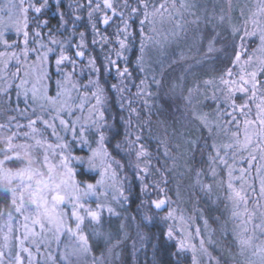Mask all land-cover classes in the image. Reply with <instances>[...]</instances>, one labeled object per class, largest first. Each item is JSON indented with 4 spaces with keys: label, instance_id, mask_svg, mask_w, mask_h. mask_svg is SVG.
Instances as JSON below:
<instances>
[{
    "label": "snow or ice",
    "instance_id": "snow-or-ice-1",
    "mask_svg": "<svg viewBox=\"0 0 264 264\" xmlns=\"http://www.w3.org/2000/svg\"><path fill=\"white\" fill-rule=\"evenodd\" d=\"M208 2L6 0L0 5V116L5 117L0 135L6 137L0 143V264H127L122 245L132 240L135 257L137 245L143 248L149 239L143 228L155 218L148 212L139 221L126 215L128 176H121L124 165L105 146L115 127L106 117L105 74L114 76L110 88L127 112L120 116L123 144L116 147L124 152L142 193H157L140 206H168L161 219L178 221L165 232L176 242L171 253L175 264H186V253L187 264H222V259L206 247L212 237L206 240L200 227L193 228L194 218L172 208L165 193L168 174L184 156L180 145L166 134L158 142L163 163H152L144 133L147 129L151 135L149 101L154 96L172 104L181 101L209 138L222 137L200 147L202 155L207 150L208 165L206 170L189 169L192 187L210 193L213 184L204 180L209 175L220 185L232 223L231 231L228 221L222 226L221 240L228 245L231 236L243 264H264V0L243 5L238 16L233 15L234 0H212L213 9L220 3L218 13H209ZM53 4L59 17L55 31L46 18ZM8 32L14 33L11 40ZM190 34L194 44L188 51L195 47L198 58L168 51ZM189 59L195 63H186ZM208 61L220 62L215 75L187 87V74ZM130 64L142 74L138 83ZM176 66L181 75L170 76ZM201 95L213 102V113L198 110ZM73 142L88 146L87 165L99 170L95 183L78 182L72 165L84 158L73 157ZM190 143L194 154L197 141ZM97 243L102 245L98 256L93 255Z\"/></svg>",
    "mask_w": 264,
    "mask_h": 264
},
{
    "label": "trees",
    "instance_id": "trees-1",
    "mask_svg": "<svg viewBox=\"0 0 264 264\" xmlns=\"http://www.w3.org/2000/svg\"><path fill=\"white\" fill-rule=\"evenodd\" d=\"M207 31H211L210 29H207ZM200 49L203 47L202 45H197ZM195 51V47L193 48ZM101 55V54H99ZM135 60V55L133 53L130 54V61ZM206 66H199L197 69L193 72V77L187 80V87H193L197 80L198 82H201L202 80L206 78H210L211 76L215 75L213 68H219L221 66L219 61H216L213 63V61H208L206 63ZM207 68L205 70L204 68ZM130 69L133 73V79L135 80V83H138L139 80L142 78V74H140L134 67V65L130 64ZM114 81V76L105 74L104 76V84L105 87L108 88V96H109V118L111 120H114V125L116 126V131H113L108 142H107V148L109 149L110 153L113 157L116 159L121 160L127 169V160L124 155V152L121 149H118L116 147L117 142H121L122 138L119 136V130L121 125L120 116L124 115L123 111L120 110V98L119 96L111 90L110 84ZM161 97H163V93L160 94ZM153 102L151 105H153V114H152V125L155 126H162L169 137L171 138V143L174 145V141L176 138H179L184 144L188 146L186 148L187 154H188V160H189V167L192 169L204 167L205 170L207 169L208 165V155L207 150H205V153L202 155L199 151L200 147L203 146L204 141L207 140L208 143H211V139L209 138V135L207 134L206 130L202 128L198 132L197 135H194V138H196L197 145H196V151L193 154L192 148L193 145L185 141L183 136H186L188 134H193L195 131L194 128L192 131L186 132L185 126L182 124L180 126V119L179 114H177V110H175L173 107H175V104H172L171 101H167L166 98H157L156 96L153 97ZM163 106V110L161 113H157V109L161 108ZM173 106V107H172ZM147 114V111L146 113ZM144 114V115H145ZM163 120L164 123L161 124L158 121ZM151 125V135H148L147 129H145L144 138L150 142L149 146L154 149L158 157L156 158L158 162H161L162 159V149L158 147L157 141L153 138L154 136H157L155 132V128ZM200 126V125H198ZM195 127V126H194ZM121 130V129H120ZM201 155V156H200ZM155 160L152 159V163L154 164ZM189 168V169H190ZM189 171V172H188ZM187 173H182L179 175L175 174V171L168 174L171 178V182H168V186L171 187V189L174 187L173 184L180 185L182 191L186 193V189L184 188V184H188L189 188L192 191V194H184L185 198H190L191 200L195 201L196 208H197V218L198 220H201V218H206L208 221V228L211 229V237L212 240L215 241L214 243L210 244V248L212 249L215 256H218L222 259V264H243L240 260V255L238 254L237 250L234 246H231V236H228L226 239L229 241V244L226 245L223 240H221V228L225 225V222L228 221V228L229 231H231L232 223L230 221V215H229V209L226 207L227 203L225 202L224 198V190L220 187L218 183H215L212 181L211 176L204 177V180L206 183H212L214 190H212L210 193H205V196L207 198L203 197V193L194 194V188L192 187L193 179H194V173L190 170H188ZM91 177V176H90ZM179 188V187H178ZM219 188V189H218ZM219 190V195H221V199L217 200L216 195L218 194L216 190ZM197 191V190H196ZM129 193V202H128V209L132 215L137 217V220L139 221L141 216V200L149 198L153 199L155 197L156 192L149 191L150 194L148 195V198H145L143 196V193L141 191V186L137 183H130L128 185ZM163 193H161L162 195ZM184 198V199H185ZM187 207L190 208V201L186 199ZM2 207V206H0ZM152 207V206H151ZM215 211H212V208ZM154 209V208H153ZM154 213L158 212L154 209ZM219 218V219H217ZM146 227L143 228V231L149 234V239L145 242V245L143 248H140L139 244L137 247L139 250L136 252L135 257L131 255V243L132 240H128L125 242L124 245H122V257L125 261H127V264H175L174 257L171 255L172 252L176 250L175 244L176 242L169 240L166 235V228L167 223L162 222L160 217H156L152 222H145ZM130 235L132 238H136V234L134 233V228L130 229ZM218 242V243H217ZM153 244H156V248L153 249ZM218 244L216 247L215 245ZM186 261L189 260L190 256L189 254H185L183 257ZM135 259V262L134 260ZM120 264V262L118 263Z\"/></svg>",
    "mask_w": 264,
    "mask_h": 264
},
{
    "label": "rangeland",
    "instance_id": "rangeland-1",
    "mask_svg": "<svg viewBox=\"0 0 264 264\" xmlns=\"http://www.w3.org/2000/svg\"><path fill=\"white\" fill-rule=\"evenodd\" d=\"M69 2V0H64V3H65V5L67 4ZM223 2V0H220V3H222ZM4 3H6V0H0V5H3ZM220 3H217L216 4V6H215V9H213V3H212V0H209V2H208V10H209V13H213V12H215V13H218L219 12V8H220ZM254 3H255V0H238V3H237V0H234V5H235V7H234V11H233V15L234 16H238L239 15V11H240V7H242L243 5H245V4H247L248 5V7H252L253 5H254ZM30 15H31V13H30ZM46 18L48 19V21H49V28H51L53 31H55L56 29H57V27L59 26V17L57 16V13H56V8H55V5L53 4V6L51 7V8H49L47 11H46ZM5 19H6V17H5ZM83 26V25H82ZM166 28L168 27V26H165ZM211 30V29H210ZM225 35H226V33H224ZM7 36H8V38H9V40H11L12 38H14V33L13 32H8L7 33ZM62 38V37H61ZM194 44V38H193V34H190L189 35V38L187 39V40H184V39H182V40H180L179 42H177V43H173L172 45H171V47L168 49V51L170 52V53H174L176 56H179V54L181 53V51H183V52H185L189 57H195V58H198V53H197V51H195L194 49H192V51H188V49H189V47L190 46H192ZM200 51L201 52H203L204 51V47H202L201 49H200ZM95 55H98L99 56V54H101L100 53V51H99V48H97L96 49V51H95V53H94ZM131 54V53H130ZM130 54H129V56H130ZM154 59L156 58L155 57V55H154V57H153ZM186 63H188V64H194L195 63V60L194 59H189L188 61H186ZM207 64H204V66H206ZM199 67V66H198ZM207 68L208 67H206V68H204L205 70H207ZM197 69V67H195L194 69H193V71L191 72V73H189V74H187V76H186V79L184 80V83H185V85L187 86V80L188 79H190V78H192L193 77V72L195 71ZM131 70V69H130ZM178 75H181V68H180V66H176V68L174 69V71H171L170 72V76H178ZM206 79H208V78H206ZM133 81L135 82V80L133 79ZM116 81H115V79H114V81L112 82V83H115ZM197 83H199L198 82V80H197ZM196 83V84H197ZM195 84V85H196ZM194 85V86H195ZM193 86V87H194ZM132 91L133 92H135L136 91V89H135V87H133L132 88ZM152 91H156V89L153 87V89H152ZM210 94V93H209ZM153 97L150 99V101H149V103L150 104H152V102H153ZM199 99H200V101H201V103H200V105H199V108H198V110L199 111H203V112H208V113H213L214 112V107H215V105L213 104V102L209 99V100H205V98H204V96L203 95H201L200 97H199ZM12 101H13V103H15V96L13 95V97H12ZM94 102V101H93ZM126 103V102H125ZM177 105L179 106V108L177 109ZM141 107H142V105H140ZM20 107L21 108H23L24 107V104H23V102L21 101L20 102ZM105 107H106V109H107V111H106V117H110L109 116V113H110V111H109V96H108V99H107V101H106V105H105ZM173 107V106H172ZM175 110H177L176 112H177V114H179L178 116H179V118L181 117V119H180V126H182V124H184V126H185V131L186 132H191L192 131V129L194 128V132H193V134H188V135H186V136H183L184 137V139H186L185 141H187L188 143H190V141L191 140H195L196 141V138H194V135H197L198 134V132L200 131V130H202V127L201 126H198L199 124L195 121V120H193L192 119V116H191V110H189V109H187L185 106H184V104L181 102V101H176L175 102V107H173ZM120 110L122 111V109L120 108ZM146 109L144 110V112L142 113L143 115L146 113ZM123 113H124V115L126 116L127 115V112H126V110H123ZM13 113H8V115H12ZM147 114H145V116H146ZM5 119V117H3V116H0V122H3V120ZM109 120H110V122H112V123H114V120H111L110 118H109ZM21 123H26V121L25 120H23V119H21ZM58 123V122H57ZM121 125L122 126H120V128H118V132H119V136H121V138H122V141H121V143L123 144V123L121 122ZM153 126V125H152ZM195 126V127H194ZM154 128H155V132H156V134H157V136H154L153 138L157 141V143L159 142V139H162V138H164L165 137V135L167 134V132L165 131V129L161 126H157V125H155V126H153ZM116 129V126L113 128V130H112V132L113 131H116L115 130ZM121 129V130H120ZM206 130V129H205ZM206 132H207V134H208V131L206 130ZM49 134H50V130H49ZM112 134V133H111ZM168 135V134H167ZM209 135V134H208ZM111 136V135H110ZM169 136V135H168ZM53 141L55 140V138L54 137H50ZM222 137H220L219 136V134H217L215 137H212V138H210L211 140V143H212V140L213 139H221ZM67 139L69 140V141H71V134L69 133V134H67ZM145 139V138H144ZM109 140V139H108ZM108 140L106 141V147H107V142H108ZM146 140V139H145ZM170 142H171V140H170ZM146 143H147V147H148V149H149V151L152 153V159H154L155 160V162H154V166L155 167H159L160 166V164L161 163H163V160H164V157H162V159H161V162H158L157 161V157H158V155L155 153L156 151L154 150V149H152L150 146H149V144H150V142H148L147 140H146ZM179 144L180 145V148H179V151L181 152V153H183L184 154V156H183V158L179 161V163H180V166L178 167V168H176L174 171H175V174L176 175H179V176H181L180 174H184V173H187V171L189 170V160H188V154H187V151H186V148H188V146L186 145V144H184L179 138H176V140L174 141V145L175 144ZM191 144V143H190ZM93 146H95V145H93ZM124 147H126V145H124ZM108 149V148H107ZM160 149H162V148H160ZM108 151H109V149H108ZM162 151H163V149H162ZM109 153H110V151H109ZM111 154V153H110ZM173 154H175V152L173 153ZM72 155H73V157H75V156H81V157H83L84 158V160H81V161H73V168L75 169V173H76V178H77V180H78V182H80V183H82V184H87V183H89V182H91V183H95V180L96 179H99V170L98 169H90L89 167H88V165H87V157L88 156H90V152L88 151V146H84V145H80V144H78V143H75V142H73L72 143ZM111 156H112V154H111ZM201 156V155H200ZM113 157V156H112ZM115 160H119V159H116L115 157H113ZM120 161V163L122 164V165H124V168H123V171L121 172V176L123 177L124 175H127L128 176V183H126L125 184V188L128 190V185L130 184V183H137V184H139L140 185V182H139V180H136L135 178H134V174L130 171V169H127L126 168V166H125V164L121 161V160H119ZM189 172V171H188ZM91 176V177H90ZM167 180H168V182H171V178L169 177V175L167 176ZM173 188L171 189V187L170 186H168V183H167V186H166V188H165V193H166V195H167V197L168 198H170V204H171V207L172 208H174V209H178V211L179 212H182L183 213V215L184 216H192L193 218H194V220H195V223L193 224V228H195V227H200L201 229H202V232H203V237L207 240L208 239V237L209 236H211V232L212 231H210L211 229H209L208 228V225H207V227L205 226V224H204V221L205 220H207L206 218H201V220H198V218H197V214H196V212H197V208H196V203H195V201H193V200H191L190 198H185L184 196V194H188V193H190V194H192V191H191V189L189 188V185L188 184H184V188L186 189L185 191H186V193H184L183 191H182V189L180 188L181 186L179 185H176L175 183L173 184ZM179 187V188H178ZM219 189V188H218ZM216 190L217 191V193L219 192V190ZM197 190V191H196ZM212 190H214V188H212ZM149 191H152V190H149ZM198 191H199V193H203V197L204 198H207L206 196H205V192H202V191H200V189L198 188V187H196V188H194V194H197L198 193ZM153 193L155 192V191H152ZM165 193H163L162 195L160 194V196L161 197H163L164 195H165ZM184 193V194H183ZM150 194V192L148 193V195ZM126 195H128L129 196V193L126 191ZM148 195H145L144 193H143V196H145V198H148ZM217 197H216V199L217 200H220L221 199V195H219V193L216 195ZM157 198V193L155 194V197L153 198V199H156ZM185 198V199H184ZM224 198H225V194H224ZM186 199H187V201L189 200L190 202V205H191V207L190 208H188L187 207V202H186ZM143 200H146V199H143ZM128 202H129V199H128V201L127 202H125V204H124V209H126L127 207H128ZM225 202L227 203V205H228V201L225 199ZM228 207V209H230V205H228L227 206ZM154 206H152L151 207V205H149V206H146V207H141V214L142 213H144V212H148L150 215H152L154 218H156V217H160V219H161V217H163V216H165L166 215V213H167V211H168V206H165V208L163 209V210H158V212H156V213H154L155 211H154ZM212 208V207H211ZM118 210H120V211H123V209H118ZM127 211H126V215H129V216H134V215H132L131 214V212L128 210V209H126ZM157 211V210H156ZM212 211H215L213 208H212ZM107 214L105 213V216H106ZM230 215V214H229ZM113 221H117V219L118 218H116V217H112L111 218ZM161 221L162 222H164L162 219H161ZM173 223H176L177 224V226H178V221L177 222H174V221H168L167 222V225H170V224H173ZM132 228H134V233L136 234V228H135V226H132L131 227V229ZM137 238V237H136ZM197 239H199V238H197ZM172 241H174L175 242V240H172ZM215 241H213V243H214ZM212 244V243H211ZM216 247L218 246V244H216L215 245ZM206 247H208L209 248V251L212 253V255L213 256H215L214 255V253H213V251H212V249L210 248V244H206ZM101 248H102V245L101 244H99V243H97V244H95L94 245V249H93V255H96V256H98L99 254H100V250H101ZM186 254H188V253H186ZM189 256H190V254H189ZM134 260V262H135V259H133ZM240 260L242 261V263H243V260H244V258L243 257H241L240 256ZM119 263V261H115V260H113L112 261V264H118ZM135 264H136V262H135ZM231 264H234V263H231Z\"/></svg>",
    "mask_w": 264,
    "mask_h": 264
},
{
    "label": "clouds",
    "instance_id": "clouds-1",
    "mask_svg": "<svg viewBox=\"0 0 264 264\" xmlns=\"http://www.w3.org/2000/svg\"><path fill=\"white\" fill-rule=\"evenodd\" d=\"M6 140V137L3 135H0V143H3Z\"/></svg>",
    "mask_w": 264,
    "mask_h": 264
}]
</instances>
